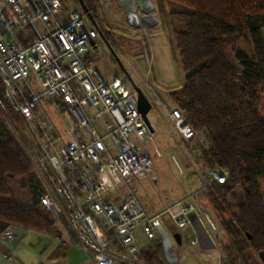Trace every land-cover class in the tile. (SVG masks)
<instances>
[{
  "label": "built area",
  "instance_id": "obj_1",
  "mask_svg": "<svg viewBox=\"0 0 264 264\" xmlns=\"http://www.w3.org/2000/svg\"><path fill=\"white\" fill-rule=\"evenodd\" d=\"M102 53L78 3L0 0V77L10 109L25 123L24 133L11 128L41 183L40 205L92 264H146L141 252L160 239L165 212L177 231L190 225L191 212L205 216L217 243V224L197 207V191L158 212L139 200L133 184L153 175L146 147L153 134L134 90L98 72ZM166 113L185 139L193 136L180 111ZM207 174L211 183L227 178L224 169ZM12 226H4L5 239L13 238Z\"/></svg>",
  "mask_w": 264,
  "mask_h": 264
},
{
  "label": "trees",
  "instance_id": "obj_2",
  "mask_svg": "<svg viewBox=\"0 0 264 264\" xmlns=\"http://www.w3.org/2000/svg\"><path fill=\"white\" fill-rule=\"evenodd\" d=\"M90 1L84 0L92 12ZM164 1L185 73L168 97L194 135L203 136L194 146L207 173L227 171L224 182L206 187L227 234L217 242L218 264H247V249L264 250V0ZM6 105L0 77V219L51 232L53 221L39 203L41 183L6 122ZM19 176L27 181L30 205L9 189L8 180ZM141 257L165 264L161 239L145 246Z\"/></svg>",
  "mask_w": 264,
  "mask_h": 264
},
{
  "label": "rangeland",
  "instance_id": "obj_3",
  "mask_svg": "<svg viewBox=\"0 0 264 264\" xmlns=\"http://www.w3.org/2000/svg\"><path fill=\"white\" fill-rule=\"evenodd\" d=\"M65 1L68 5L78 3L77 0ZM148 1L152 7L145 11L138 0H134V13L122 0L90 1L92 15L98 25V29L95 28L97 42L103 52L95 58L98 72L107 81L117 76L129 90L133 91L129 78L122 71L115 55L111 53L110 46L132 81L142 88L151 104L147 117L153 127V132H150L153 135L148 138L146 147L152 155L153 175L148 174L133 186L141 203L144 206H152L154 195L158 193L162 198L165 195L166 200L171 202L172 197L180 196L184 190H193L201 184L200 187L204 190H201L199 196L198 193L196 194V205L216 222V242L218 239L221 242L226 241L227 234L220 225V215L213 209L208 198L210 191L206 187H209L211 182L207 178L205 166L197 158L198 150L194 146V140L201 142L203 136L193 134L190 139H185L166 113L167 109L174 108L168 92L182 86L185 80V73L176 49L174 26L168 17L171 6L164 0ZM149 15L153 21L148 19ZM98 30L106 33L105 40ZM6 109L10 113V117L6 116L10 130L16 128L19 133H24L25 123L11 112L8 105ZM14 124L15 127H12ZM8 185L17 200L27 205L31 204L25 177L10 178ZM160 205L159 201L156 208ZM225 216L229 217L226 214ZM163 218L166 229L172 235L176 229L166 212ZM201 220L204 224L208 222L205 216ZM178 231L181 242L177 243L173 239L174 247L177 248V260L165 264H217L220 259L217 245L203 248L198 242L192 244L191 240L196 236L191 225H186ZM140 242L145 243V240L140 237ZM244 257L247 264H263L252 249H247Z\"/></svg>",
  "mask_w": 264,
  "mask_h": 264
},
{
  "label": "crops",
  "instance_id": "obj_4",
  "mask_svg": "<svg viewBox=\"0 0 264 264\" xmlns=\"http://www.w3.org/2000/svg\"><path fill=\"white\" fill-rule=\"evenodd\" d=\"M200 186L201 184L193 190H184L182 195L172 197L171 202L166 200L165 195L162 198L158 193L154 195L152 206L149 204L150 206L145 207L149 212H158L174 200L183 198L186 193L200 189ZM159 201L161 205L156 208ZM6 223L0 219V264H92L90 256L84 250L68 241L70 235L60 224L52 225V230L48 233L13 224V238L5 239L2 230Z\"/></svg>",
  "mask_w": 264,
  "mask_h": 264
},
{
  "label": "water",
  "instance_id": "obj_5",
  "mask_svg": "<svg viewBox=\"0 0 264 264\" xmlns=\"http://www.w3.org/2000/svg\"><path fill=\"white\" fill-rule=\"evenodd\" d=\"M80 8L84 12L86 18L90 22V24L98 29L97 22L93 18L91 10L87 7L85 4L84 0H77ZM148 1V0H147ZM149 2V1H148ZM139 5L141 6V0H138ZM142 7V6H141ZM146 11V10H145ZM99 34L102 37V39L105 40L104 35L100 30ZM109 49L111 50V53L115 55L117 62L119 63L122 71L126 73L127 77L129 78V82L136 94V101H137V109L140 112L142 119L144 120L145 124L147 125L148 129L150 132H153V127L147 117V113L151 108V104L146 97L144 91L142 90L141 87L136 85L132 79L130 78L129 74L127 73L124 65L122 64L121 60L117 57L116 53L112 50V48L109 46ZM190 225L192 226L196 239L198 243L200 244L201 247L203 248H210V247H215L216 243L214 240L211 238L210 234L208 233L204 223L202 222L201 218L195 213L191 212L190 213ZM157 231L161 239V243L163 246V251L166 256L167 262H172L177 260V248L174 247L173 239L177 242H181V236L179 231H174L172 235L169 233V231L163 227L162 225H157ZM170 255H173L174 258H170ZM258 257L261 260V262L264 264V250H261L258 252Z\"/></svg>",
  "mask_w": 264,
  "mask_h": 264
},
{
  "label": "bare ground",
  "instance_id": "obj_6",
  "mask_svg": "<svg viewBox=\"0 0 264 264\" xmlns=\"http://www.w3.org/2000/svg\"><path fill=\"white\" fill-rule=\"evenodd\" d=\"M124 4H126L128 6V8H130V10H132V12H135L134 9V0H122ZM122 3V2H121ZM141 6L144 10H148L152 7L151 3L148 2L147 0H141ZM134 10V11H133ZM147 17V16H146ZM148 19L151 21H153V18L149 15Z\"/></svg>",
  "mask_w": 264,
  "mask_h": 264
},
{
  "label": "flooded vegetation",
  "instance_id": "obj_7",
  "mask_svg": "<svg viewBox=\"0 0 264 264\" xmlns=\"http://www.w3.org/2000/svg\"><path fill=\"white\" fill-rule=\"evenodd\" d=\"M89 22V21H88ZM90 23V22H89ZM217 245V244H216ZM170 258H174V256L173 255H170Z\"/></svg>",
  "mask_w": 264,
  "mask_h": 264
}]
</instances>
